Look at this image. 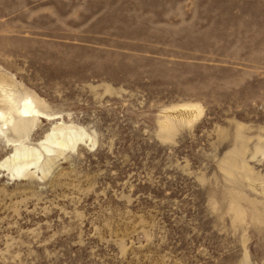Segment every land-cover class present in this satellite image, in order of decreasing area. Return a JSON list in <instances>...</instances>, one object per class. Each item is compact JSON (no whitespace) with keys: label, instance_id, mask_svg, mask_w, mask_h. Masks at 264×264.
Masks as SVG:
<instances>
[{"label":"rangeland","instance_id":"1","mask_svg":"<svg viewBox=\"0 0 264 264\" xmlns=\"http://www.w3.org/2000/svg\"><path fill=\"white\" fill-rule=\"evenodd\" d=\"M0 85V264H264V0H0Z\"/></svg>","mask_w":264,"mask_h":264},{"label":"bare ground","instance_id":"2","mask_svg":"<svg viewBox=\"0 0 264 264\" xmlns=\"http://www.w3.org/2000/svg\"><path fill=\"white\" fill-rule=\"evenodd\" d=\"M0 94L3 103L8 107L7 111L0 110V133H3L8 128L12 129L15 133H26L38 119L51 118L50 114L41 111L35 101L27 94L16 96L3 85H0ZM82 134V132L73 131L72 126L55 125L45 135L44 139L41 140L40 146L48 154L56 149L61 151L63 148L73 147L77 141L82 140ZM18 146L14 149L15 155H13L14 157L11 156V159L14 158L13 160L21 161L16 162V164L13 163V165L15 164V173H20L21 175V172L28 170L30 165H36L41 159L42 154L35 148L24 147L25 145L21 143ZM28 156H33V158L29 157V160L24 161L23 159ZM7 168H9V165Z\"/></svg>","mask_w":264,"mask_h":264}]
</instances>
